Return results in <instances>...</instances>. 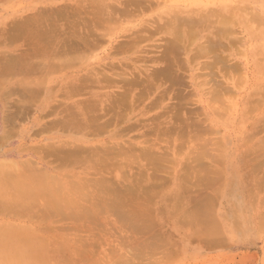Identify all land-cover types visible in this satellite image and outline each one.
Listing matches in <instances>:
<instances>
[{
  "label": "bare ground",
  "instance_id": "6f19581e",
  "mask_svg": "<svg viewBox=\"0 0 264 264\" xmlns=\"http://www.w3.org/2000/svg\"><path fill=\"white\" fill-rule=\"evenodd\" d=\"M76 1V3H71L69 6H64L62 3L63 6L58 7V5L57 8H40L41 10L34 13L35 15L33 13H30L31 16L27 14L26 17L28 15L30 17L26 18L24 16V19L16 20L17 22L14 25H12L14 21L11 23L12 27L8 28L9 31L10 29L12 30L10 33L5 28L8 32L7 34H10L9 38L11 39L19 36L24 37L23 44L25 40V44H28L27 46L30 44V47L23 46L26 48L24 50L27 51L28 48L27 53H31V55L28 56L25 51L22 53H26L25 55L20 54L15 56L11 53L14 59L12 57L10 58L14 60V64L11 62V59V61H8L9 58L7 56L10 54L6 57H1L3 55L1 54L0 72L2 69L4 71L5 67H11L12 69L14 65H17L15 66L17 68L21 63L19 69H22V67L24 69L28 65L27 69L25 68L26 73L23 77L24 79L33 74V71H36L40 75L38 74L34 80L40 77L41 80L45 77L47 70L54 73L60 71L59 73H61V69L65 70L66 67L71 69L78 63H80V68L78 67L79 69L76 72L70 71V74H64L66 77H61L62 79L58 80L56 85H54L53 94L56 99L54 98L53 102L50 101L54 104H52L53 110L51 108L53 112H50L53 118L50 124H44L45 126L49 125L65 129L71 136L69 134L65 136L64 143L56 145L54 143H51V145L50 142L48 144L46 143L51 147L47 146L44 147V150L37 151L40 160L47 165L45 167H40L37 162H28V160L23 164V167H25L20 168L14 165L15 162L13 160L10 161L11 164L9 162L10 165L5 166V170L9 168L6 172L5 170H0V172H4L2 174L4 176H0V213H6L7 216L12 215L13 218L15 215L16 219L21 218L22 220H33L36 218L34 224H31L32 226L28 225L26 227L27 225H21L16 236L12 237L11 240L8 239L7 241L0 242L2 248V250L0 248V256L2 255L0 264H154L162 261L163 246L166 247L165 243H169L165 237L166 235L163 234L162 236V228L161 231L155 230V216H152L154 208H150L152 210H149L145 206L152 202L150 200L151 197L149 198L150 201L147 202L148 194L155 192L154 190L159 183L158 180H160L156 175L158 174L157 176H159V172L163 168V163H166L163 146L159 143L162 142L163 144L164 142L167 145V150L175 153V148L178 147L176 139L181 138V134L183 133L191 134L193 130L190 127L193 125V122L188 116L184 115L185 113L180 114L177 110L182 105L179 104L180 102H176L177 104L174 103V106L171 109H167L164 113L149 114L153 107H156L159 103H162L161 101H164V97L166 99L169 97L170 99L172 94L177 96L178 92H173L174 90L171 86L172 83L179 82L176 76L179 71L176 70L181 68V64L177 61L182 52H185V55L187 52L190 53L187 55V61L190 60L193 62L199 60V57L205 58L204 61H200L202 66L200 69L208 70L203 74L204 78L207 75L208 77H206L210 79L212 73L211 68L215 64H220L224 67L221 68L225 70L229 67V65L226 66L228 63L225 64V61L227 62L229 60L228 56L230 55V51L226 55L224 54V50L226 48L230 50L234 44L239 42L238 36L235 35L236 26H234L237 23H233L236 18V12L233 9L223 12H215L213 10L196 12L182 9L167 13L168 16L165 22H161L160 20V23H156L158 26H155L153 23L150 24L145 21L143 23V21H140L133 29H125L122 39L112 42V52L115 56L118 54L122 55L120 58L94 62L89 60L88 56L94 52L91 49H94V46L98 45L97 43L101 39L110 36V34L106 36L105 33L114 32L112 28H115L117 25L119 26V24L121 25L122 19L123 21L124 18L128 20L130 18L129 16L136 13V11H140V8L145 10L144 8L147 5L143 8V4L146 1L149 4L151 0ZM133 8H138V10L133 12ZM242 12H244L242 16L244 17L243 21L246 20L244 22L249 28L251 27L250 29L258 25L263 27L264 30L263 16L254 11H251L252 13H248L249 11ZM83 13L89 15L81 17L80 15ZM61 18L66 23H64V26L59 27L58 21L61 22ZM162 28H166L165 30L167 31L165 32L168 35L162 43L163 46L156 43L149 44V48L155 49L153 50L154 53L150 55L145 54L146 50H143L144 46L141 47L139 45L140 41L145 39V36L151 39V34L158 32V30L161 31ZM5 29L3 28V30ZM201 31L205 33L199 37ZM146 47L148 46L146 45ZM158 48L160 51L156 50ZM148 50L146 53H148ZM15 57H17L16 61L18 63L15 61ZM146 57L149 59L146 60ZM1 58H7L5 59L7 63L3 62V64L6 63L5 65L2 64L4 60ZM145 60H150L149 62H153V64L150 66L147 65L148 63L146 65L139 63V61L145 62ZM16 68H13V70ZM11 69H5L4 72L6 73L1 72V74H7V71L10 70L11 72ZM232 69L233 71L237 70V66L234 65ZM200 76L203 77L202 75ZM229 80H234V75L231 77L226 73V77L223 76V81L227 83ZM163 81L168 82V85L166 84L162 88ZM224 82L215 83V94H220L222 90H225L223 89ZM231 83L233 84V81ZM24 86H26L25 90L22 87V91L25 93L23 92L24 96L20 100L21 107L19 106V108L24 107L25 109L34 99L41 97L42 87L45 85L43 86L42 82L38 81L34 82L33 89L27 83ZM153 92H158V94L151 95ZM254 93L264 95V81L261 82V86L257 87ZM252 97L253 94H251L250 98ZM43 104H45V101ZM166 105L169 107V104ZM247 107L250 108V111L257 108L252 103V99L248 101ZM43 110H46V108ZM138 110L140 111L137 113ZM164 117L165 120L163 119ZM256 119L252 123L250 132L240 138L242 143L245 144L253 140L260 132H264V116L256 117ZM196 123H198L197 120ZM181 124H184L186 131L182 130V127H179ZM129 131L135 132L136 136H126ZM100 132H107L110 140L106 142L103 139H91L89 137V135L97 137V134ZM170 141L173 142L172 146H169ZM189 144L191 149H194V152L197 153V158L194 160L200 159V157L204 158L207 156V153L208 158L210 157L211 150H205L207 146L203 147L204 149L202 151L197 152V147L195 148L191 143ZM263 151L264 137L259 138L254 146L249 144V147L245 150L246 156L251 155L253 157L256 154L253 157V161L250 162L255 164L254 168H259L261 171H264V159L260 158V156L262 157L264 155L262 154ZM200 152H203V154ZM199 154L201 155L199 156ZM211 160L213 161V159ZM197 161L198 163L201 162V160ZM12 162L14 163L12 164ZM2 165L3 167L0 164V168H4V164ZM56 165L62 166L65 170L51 175L50 171L53 169L56 170ZM186 165L189 167V164L186 163ZM205 165L207 166V164ZM209 165L211 166V164ZM203 167L205 168V166H202L201 169L205 170ZM251 167L252 171L250 170L251 172L249 173H253V165ZM185 169H189L182 173L186 174L182 176L186 184H183V188L179 187L181 190L184 189V194L186 189L190 188L188 185L193 187L190 183L195 182V184L199 185V182L202 183V177L204 176V172L201 173L203 175L200 176L198 174V176L196 174L197 172L195 173L192 168ZM190 172L195 174V176L190 174ZM65 176L66 178H64ZM205 176L203 178L207 181L208 179ZM200 178L202 180H199ZM162 179L163 177L161 181ZM141 180L143 181L142 183ZM219 180L217 182L218 184H220ZM196 181L199 182L196 183ZM256 183L255 188L262 185ZM262 183L264 184V182ZM154 187L155 189L152 191ZM207 187L209 188V186ZM201 188L204 189V187ZM201 188L199 187L198 189ZM142 191L143 194L146 192L144 194L146 198L142 195L143 200L140 199V201L143 204L145 199L147 201L145 200L146 203L144 205L138 206L141 202H137L139 199L136 200L133 197L140 198ZM128 193L131 195L127 196ZM216 195H211V197L215 198ZM205 197L208 199L207 196ZM177 200L170 201L171 203L169 202L170 204H167L164 208H171L173 210L172 208L177 206L176 208L180 211L178 205L181 202L179 201H183L184 197L183 199L178 198ZM127 201L135 203L129 202L132 206L129 203H125ZM192 202L194 203L195 201ZM206 202L208 203L210 201H204L203 204L205 205ZM124 203L129 205L126 206ZM193 203L189 204L192 205ZM195 203L199 205V201ZM195 205L192 206L195 207ZM192 206L191 210L189 208V212L184 210L180 215H176V224L188 225L192 223L196 225V223L198 224L200 222L199 220L201 219L198 216L204 215L200 214L198 210L201 207L198 208L196 206L193 210ZM207 207L209 211L210 207ZM164 208L161 211L165 212ZM176 208L175 210L178 212ZM195 209H197L196 215V212H194L196 211ZM175 210L174 213L176 212ZM192 210L196 218L192 216V212L190 213ZM167 211L163 213V218H166L164 214L168 213ZM205 212H207V209ZM169 213L173 214L172 212ZM208 215L206 216L208 217ZM210 220L208 219L206 222L208 221L209 223ZM158 221L156 223L160 222ZM114 223H119V225H114ZM160 224L155 225L159 228L161 226ZM202 225L204 227V224L200 225L199 223L196 227ZM41 228L47 230V232L51 230L60 231L63 234V241L57 242L56 247H51V245L53 246L52 242L48 243L49 246H47V242L45 241L48 239H44L45 236L42 235V237L41 234L46 233L52 236V231L50 234L47 232L42 233ZM111 228L114 230V233L116 229L117 236H120L118 238L119 241L113 245H116L117 249L124 248L122 254L115 260H112L109 256L112 243H108L105 238V235L113 236V233L110 231ZM200 228L198 227V230ZM94 230L97 233L93 232ZM103 230H105L104 233ZM212 230L210 229L208 231L209 234L207 233L203 237L204 239L207 238V240H204L205 244L209 245L211 242L212 245V242L219 241V238L222 236L221 234V236L219 235L221 231L218 233L215 229V232L220 236L217 237V233ZM198 234L200 236L202 235L201 232H198ZM200 236L198 238L202 237ZM41 237L44 241H41ZM69 237L71 241H68ZM76 238L78 241H76ZM215 244L213 243V245ZM96 246L97 249L101 248L102 251L94 250ZM141 246L143 249H141ZM158 248L160 250L156 252ZM92 249L94 252L91 251ZM54 252L61 253L60 257H54ZM172 252L170 250L166 254L170 255Z\"/></svg>",
  "mask_w": 264,
  "mask_h": 264
},
{
  "label": "rangeland",
  "instance_id": "374dc122",
  "mask_svg": "<svg viewBox=\"0 0 264 264\" xmlns=\"http://www.w3.org/2000/svg\"><path fill=\"white\" fill-rule=\"evenodd\" d=\"M75 1L76 0L73 1L72 0H0V27H1L0 55L3 54L1 55V57L2 56L6 57L8 54H10L7 56L9 58L8 61L12 60L11 62L14 63L13 55L15 56L20 55L24 53L23 51L27 53L28 48L26 51L24 50L26 49L24 47H30V44L29 46H27L28 44H25L26 40L25 43L23 44L24 37L22 36L15 37L14 39L9 38L10 34L7 33L8 32L10 33V31L12 30L10 29L9 31L8 28L12 27L11 23L13 21L14 23H12V25H14L17 22L16 20L19 21L22 18L24 19V16L26 17L27 14L31 16V14L33 13V15H35L34 13L40 11L41 10L40 8L42 9L43 8L50 9L53 7L57 8L58 5H59L58 7H60L63 6V4L64 6H69L71 3H74ZM146 3L147 1L143 4V8L145 5H147L144 8L145 10L140 8L139 9L140 11H136V13H133L135 12V10H138V8L137 9L133 8L132 9L133 12L131 11L133 14L129 16L130 20L128 18H127L128 20L124 18L123 21L122 19L123 22L121 21V25L120 24L119 26L117 25L119 28L115 26L116 29L112 28L114 29V32H111L110 30L111 33L109 32H107L108 34L105 33L106 36H108L109 34L110 36H108V38L104 36L106 38L101 39V41L97 43L98 45H95L94 49H91L94 52L90 50L93 53L90 54L91 56L90 55L88 56L89 60H92L94 62H100V61L103 62V61H107L108 59L110 60V59L120 58L122 55L118 54L115 56L113 54L111 49V44L115 40L122 39V36L124 34L123 32L125 29H130V28L133 29L134 26L137 25V23H139L140 21L141 22L143 21V23L145 22L150 24L153 23L155 26H158L157 22L160 23V20L161 22H165V19L168 16L167 13L182 9L192 10L196 12H204L209 10L211 11L213 10L215 12H220V11L223 12L229 9H233L234 12H236V18L234 19L233 23L235 24L237 23L236 25H234L236 26L235 35L238 36L239 38V42H237L231 47L232 50L231 49L229 50L228 48L224 50V54L227 55L230 53V55L228 56L229 60H227V62L225 61V64L228 63L226 66L229 65L230 69L229 67H227V69L225 70L222 69L224 67H222L220 64H215V66L211 68L212 73L210 79L207 78L208 77L207 75H205L204 78L203 75L208 70L203 68L200 69L202 67L200 61H204L205 60L204 57L201 58L199 57L198 58L199 60H195L191 62L190 60L188 61L186 60L187 55L190 53L187 52V54L185 55L184 54L185 52H182L180 54V58L177 61L178 63L181 64V68H178L176 70L179 71V73L176 72L177 80L179 82L172 83L171 86V88H173L174 90L173 92L175 91L178 92L177 96L172 94V96H170V99L169 97L167 99L166 97H164L163 99L164 101H161L162 103H159V105L153 107L152 110L150 111L149 115L154 113H161V112L164 113L167 111V109H171V107L174 106L173 105L174 103L177 104L176 102L178 103L180 102L179 104L182 105L177 110L179 111L180 114L185 113L184 115L188 116L193 122V125L190 127V129L193 130L192 132L193 134L183 133L181 134V138L180 137L178 139L175 138L176 143L178 145V147L175 148V153H172L171 150H167V145L164 142L163 144L162 142L159 143L163 146L161 147L163 148L165 153L164 155H165L166 163L165 162L163 163V168L162 171L159 172V176H157L158 174L156 175V177L160 179L158 181L161 184L160 186V184L158 183L159 188H157L158 186L155 185L157 186L156 189L155 187L152 189V191L155 189L154 193L156 195L153 192L151 193L150 191H149L150 193L148 194L147 191V194L149 195V196L147 195L148 201L147 199H145L146 198L144 195L146 194L145 191L144 194L143 191L142 194L140 193V198L133 197V199L135 198L136 200L139 199L137 200V202H141L140 199L143 200V197H145L144 199L147 202H149L150 200L152 201L150 204L148 203V205L154 207H150V206L148 207L147 204L145 206H147L149 210H152L154 208V210L152 211V216H155V220H154L155 224L158 225L160 223H163L160 224L161 225L160 227L158 226L159 228H157V225L154 224V226L156 227L155 230L161 231L162 228L163 231V233L161 232L162 236L163 234L166 235L165 237L169 242V243H165L166 247L163 246L162 261L154 264H264V184L262 183L264 182V174H263L264 171H261L259 168H254L255 164L250 162L253 161L254 159L253 157L256 156V154H254L253 157L251 155L246 156L247 154L245 152L247 147H249V144L251 146H254L259 138L264 137V132H260L257 136H255L253 140H250L245 144L242 143L240 139L241 137L247 135L250 132L252 123L257 120L256 117L264 116L263 115L264 95H261L260 93H256V94L254 93L257 87L261 86V82L264 81V30L263 27L258 25L250 29L251 27L249 28L244 22L246 20L243 21L244 17L242 16L244 12L242 11L245 12L249 11L248 13H252L254 11L264 17V0H151L149 1V4ZM29 15L27 17H30ZM85 15H89V14L83 13L80 16L84 17ZM59 22L60 21H58L59 27L64 26L65 25L64 23H66L63 19L61 20L60 23ZM3 28L8 29V32L6 29L3 30ZM210 28L213 29L212 27ZM165 29L162 28L161 31L158 30V32H154L153 34H151V39L145 36L144 37L145 39H142V41H140L139 45L141 47L144 46L143 50H146L145 54L150 55L154 53L153 50L155 49L149 48V44L156 43V44H161L163 46L162 43L164 42L165 37L166 36L168 37L167 32H165L167 30ZM204 33L205 32L201 31L199 37L204 35ZM146 45L148 47H146ZM160 49H162V47H160ZM160 49L158 48L156 50L160 51ZM147 50L149 54L146 53ZM27 54L28 56L31 55V53L30 54L27 53ZM10 57H12L13 59ZM147 57L145 58L146 60L149 59ZM16 58L17 57H15V61ZM1 59L4 60L2 61V64L3 62L7 63V60H5L7 58L5 59L1 58ZM146 60L145 62H141L142 61L141 60L139 61V63L145 65L148 63L147 65L150 66L153 64V62L152 63L149 62L150 60L148 61ZM232 63L237 66V70L233 71L232 67L234 65ZM11 64L9 65L11 66ZM20 64L19 66H21ZM79 65L80 63L73 66L74 69L73 68L68 69L67 67H66L67 69L65 68V70L61 69L62 74L59 73L60 71L54 73L51 71L49 72V70H47L45 73V77H43V79L41 80H40L41 77L37 80H34L36 79V76H38V74L40 75V73L36 71H33V74L29 75V77L26 76L27 77L26 79L23 78L26 73L25 68L27 69L28 65L24 69L23 67L22 69L21 68L19 69V66L16 68L15 66L17 65H14L13 68H16L14 70L13 68L11 69V67L10 68L5 67L6 70L11 69V72L10 70H8L7 74H4L6 73L4 72L5 69L4 71L3 69L1 70V72H4L2 74L0 72V75L2 76V77L0 76V164L2 167H3L2 164H4V168H0L1 171L2 170L4 171L6 169L5 166L10 165L11 164L10 161L13 160L15 162L14 165H17L20 168H24L25 166L23 167V164H25L26 161L28 160H29L28 162H33V161L37 162L38 166L40 167H45L46 164L45 162L40 160L39 156L37 155L38 154L37 151L42 149L44 150V147L50 146L47 145L49 142L50 144L54 143L55 145L59 143H64V139H66L65 136H67L68 134L71 136V134L67 133L65 129L52 127L49 125L45 126L44 124L47 123L50 124L51 119L53 118V115L51 114L53 112L52 102L54 101V98L56 99V97L53 94L54 85H56L58 80L62 79L63 77H66L64 76V74L65 75L68 73L70 74L71 73L70 71L72 72L78 71V69L80 68ZM22 70L25 71L21 72ZM226 73H228V75L231 77L232 75H234V80H229L227 83H225L223 81V76L226 77ZM194 75L198 77L196 78ZM200 75H202L203 77H201ZM38 81H41L43 86L45 85L44 87H42L43 90L42 93L40 91L41 93V97H39L40 100L38 98L34 99V101H32L30 104L26 106L27 108L26 107L25 109L24 107L19 108V106L21 107L20 100H22L24 96L23 94L24 91H22L23 90L22 87L24 88V90L26 87L24 86V84L27 83L28 86L32 88L34 82H38ZM232 81L233 84L231 83ZM217 82H224L223 89L225 90H222L220 94L214 93L215 83ZM166 84L168 85V82L163 81L162 88ZM52 94H53V98H52ZM156 94H158V92L151 93V95H156ZM251 94H253L252 98H250ZM250 99H252V103L254 104V106L255 105L257 106V108H255L252 111H250L249 110L250 108L247 107L248 101ZM44 101L45 104H43ZM163 104L164 105L169 104V107H167L168 105L164 106ZM44 108H46V110H43ZM139 111L140 110H138L137 113ZM163 119L165 120V117ZM196 120L198 123L195 124ZM189 122L191 123V121ZM179 127L180 128L182 127V130H185L184 124L179 125ZM126 136L133 137L136 136V133L133 131H129L126 134ZM89 137H91V139H95V138L103 139L106 142L110 140L109 134L107 132H103V133L100 132L97 134V137H92L90 135ZM189 143H191L195 148L197 147L196 149L197 152H199L200 150L202 151L204 149L203 147L207 146L206 147L207 149L205 148V150L208 149L211 150V152L209 151L211 154V155L209 154L210 157L208 158V153L205 151L207 153V156L205 157L207 158L204 159L205 157L204 158L200 157V159L197 160H201L202 163L201 162L198 163L197 160H194L195 158H197V153L194 152V149H191ZM172 145L173 142L170 141L169 146ZM200 153L203 154V152ZM262 154H264V151L262 152ZM200 155L201 154H199V156ZM260 158L264 159V155L262 157L260 156ZM211 159H213V161ZM14 162H12V164ZM186 163L189 164V167H187ZM208 163L211 164L214 170L210 168L211 166ZM167 164L168 165L171 164L170 165L171 167L168 166ZM205 164H207V166ZM165 165L167 166L165 167ZM197 165L200 167V169ZM252 165L254 169L253 170L254 174L249 173L252 171V167H251ZM202 166H205V168L203 167V169L205 170L201 169ZM185 168H192L195 171V173L197 172L196 174L197 175L199 174L200 176L203 175L201 173L204 172V176L206 174L205 178L208 179L206 181L203 178L204 177L203 176L202 177L203 180L201 178L199 179L202 180V183L196 181V183L199 182V185L195 184V182L190 183L191 185H193V187L188 185L190 188L186 189L187 193L185 192V194L187 195L184 194L183 192L184 189L183 190L179 189V187L182 188L184 187L183 184L184 185L186 184L184 178L182 177L186 174H182V173H184L189 169H185ZM8 169L9 168H7V170ZM7 170H5V172ZM62 170L65 169L62 166L56 165V170L53 169L52 171H50V174L51 175L58 174ZM205 171H207L208 173ZM2 174H4V172L3 173L0 172V176ZM190 174H192V172H190ZM207 174L211 176L210 179H209L210 176L208 177ZM211 174H213L214 176ZM249 174H251L250 175L251 177L249 176ZM192 175L195 176V174ZM246 175L249 177H247ZM162 177L163 179L161 181ZM64 178H66V176ZM218 180L220 181L219 182L220 184L217 183ZM142 182L143 181L141 180V183ZM214 182H216L217 184L215 183L216 184L215 185ZM256 182L258 183V185L259 184L262 185H259L258 187L255 188ZM212 185L215 187H213ZM198 186L200 188L204 187V189L203 188L198 189L199 188ZM207 186H209V188ZM214 189L218 192L216 191L214 192ZM212 192L214 193L212 194ZM204 193H206L205 196H207L208 199L205 196H203ZM151 194H153L154 196ZM215 194H217L216 197L212 198L211 195L213 196ZM130 195L131 194L129 193L127 194V196ZM150 197L151 199L149 200ZM183 197L184 200L179 201L183 206L181 204L179 205L177 204L178 208H180V211L176 208L177 206L175 208L178 210V212L175 210V208H172L173 210H171V208L170 209L167 208L169 209V211H167V209L164 208L165 206H167V204H170L174 200L178 201L177 200L178 198L183 199ZM191 197L193 198V200ZM198 197L199 198L202 197L203 201L202 198L199 199ZM129 200L131 201V199ZM145 200H144V204L146 203ZM197 200L199 201V205L201 204L200 206L198 205V203L197 204L195 203L198 202ZM192 201L195 202L193 203ZM204 201H210V202L208 203L206 202L207 205L206 204L204 205L203 204ZM211 201H215V202H211ZM129 202L127 201L125 203H129ZM130 203H135V202H130ZM189 203H193L192 204L193 206L195 204L196 205L195 207H193ZM129 204H125V205L127 206ZM144 204L143 202H141L139 205L138 204L137 205L142 206ZM190 205L192 206V209L196 208V206L198 208L201 207L198 210L200 214H204V215L198 216V218L201 220H199L200 222L198 220L197 221L200 223V225L204 224V227L203 225L196 227V225H198L199 223L198 224L196 223V225L195 224L193 225L192 223L188 225L176 224L175 222L176 215L178 214L180 215L182 212H184V210L186 212L187 211L189 212V208L191 210ZM207 206L210 207L209 208L210 212L208 211ZM163 208L165 209V212L166 211L168 212L164 214V217L166 216V218H163V213H165L164 211H161ZM206 209L207 212H205ZM174 210L176 211L175 213ZM193 210L190 211V213L191 212L193 213ZM195 210L196 211L194 212H196L195 213L196 215L197 209ZM169 212H172L173 214ZM190 213L188 214L191 216ZM167 215L170 216L167 217ZM195 215L194 213L192 214L194 218H196ZM206 215H208V217ZM209 216H211L210 217L211 220ZM207 218L210 220L209 223L208 221L206 222V220H208ZM157 220H159L160 222L158 221L159 223H156ZM34 221H36V218H34L33 220H22L21 218L16 219L15 215L13 218L12 215L7 216L6 213H0V242L7 241L8 239L11 240L12 237L17 235L18 229L21 227V225L22 226L27 225L26 227H28V225L32 226L34 224ZM114 225H119V223H114ZM198 227H201L200 228L201 231H199L200 229L198 230ZM202 227L205 229H203ZM196 228L198 232L202 233L201 235L202 237L198 234ZM202 229L204 231L205 230L207 231L204 232ZM210 229L211 230L214 229L212 230L214 232L217 230L218 233L219 231H221L219 235L221 234L222 236L220 235L221 236L220 237L218 233L215 232L217 233L216 236L218 235L217 237H220L221 239L219 238V241L214 239L216 241L212 242V245L210 242L209 243L210 246H209L208 244H205L204 241L207 240V238L204 239L203 237L206 236L207 233L209 234L208 231ZM41 231H43L42 233L47 232V230L43 228H41ZM54 231L51 232L52 236L47 235L46 233L41 234V236L42 235L45 236L44 239L45 238L48 239V240L46 239L47 241H45L47 242V246H49L48 243L52 242L53 246L51 245V247H56V245L58 244L57 242L63 241V234L58 230H54ZM104 231L105 230H103V233ZM110 231L111 233H113V236L105 235V238L107 239L108 243H112L110 246L109 256L112 258V260H115L119 258L120 254H122V252L124 251V248L117 249V246L113 245L114 243L119 241L118 238L120 236L119 237L117 236L116 229H115L116 236L112 228L110 229ZM50 232L47 233L50 234ZM93 232L97 233L96 230H94ZM203 233L206 234L203 235ZM197 235L200 236L201 238H198ZM77 238L76 241H78ZM44 239L42 238L41 241L42 240L44 241ZM55 240L57 241L55 242ZM68 241H71L70 237L68 238ZM213 243L216 244L213 245ZM102 245H104V243H102ZM150 247L152 248V246ZM141 249H143L142 246ZM94 250L102 251L101 248L97 249V246L94 248ZM159 250L160 248H158L156 252H159ZM170 250L173 252L170 255H167L166 252ZM91 251L94 252L93 249ZM54 253H55L54 257L57 258L60 257L61 255V253L58 252H54ZM149 264H153V263H149Z\"/></svg>",
  "mask_w": 264,
  "mask_h": 264
}]
</instances>
